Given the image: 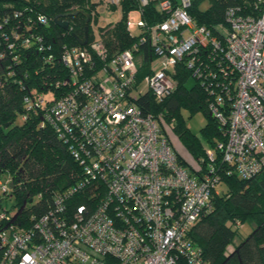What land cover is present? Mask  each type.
Masks as SVG:
<instances>
[{
	"label": "built area",
	"instance_id": "built-area-1",
	"mask_svg": "<svg viewBox=\"0 0 264 264\" xmlns=\"http://www.w3.org/2000/svg\"><path fill=\"white\" fill-rule=\"evenodd\" d=\"M136 1L124 21L130 36L138 29L130 47L109 51L101 37L65 45L68 76L55 87L67 90L55 96L30 88L24 96L25 110L41 113L80 171L46 212L30 216L29 227L0 208V264H207L188 234L211 208L220 169L245 179L263 170L264 0H252L246 14L227 8L215 33L195 24L191 0ZM150 2L162 21L143 18ZM106 3L119 7L120 0ZM37 21L48 23L42 15ZM22 43L46 48L40 35ZM178 68L208 92V110L221 125L222 141L205 150L196 171L179 162L163 114L139 105L145 93L158 103L169 97ZM10 185V177L0 179V202Z\"/></svg>",
	"mask_w": 264,
	"mask_h": 264
},
{
	"label": "trees",
	"instance_id": "trees-1",
	"mask_svg": "<svg viewBox=\"0 0 264 264\" xmlns=\"http://www.w3.org/2000/svg\"><path fill=\"white\" fill-rule=\"evenodd\" d=\"M205 1L208 6L201 10L199 6ZM251 2L191 0L189 13L196 25L215 33L218 25H225L227 8L241 7V13L246 14ZM98 4L94 0H0V179L10 177L12 181L6 195L13 198L7 209L13 211L11 223L14 225L29 227L30 216L46 212L52 196L73 185L79 177L80 169L66 145L42 122L40 112L25 110L23 98L30 88L50 90L55 96L67 90L64 86L55 87L57 81L68 76L60 61V51L65 45L80 46L76 37L84 38L85 17L80 13L65 18L68 21L66 29L57 25L54 17L83 10L91 21ZM119 8L122 16L114 27L99 28V35L109 51L127 49L137 38L126 32L124 23L127 13L138 8L137 1L120 0ZM40 15L48 19L46 25L37 21ZM143 18L154 23L162 21L164 15L156 13V3L150 2L143 7ZM90 21L88 44L94 38ZM30 35H40L46 48L41 50L37 44L25 46L22 40ZM141 48L147 61V44ZM48 55H52V60L45 63ZM190 80V72L178 68L175 90L169 97L158 103L145 93L139 105L145 113L161 112L163 122H174L173 129L182 145L196 164L203 167L206 162L204 148L199 138L185 126L181 109L187 108L191 113L201 111L206 116V125L200 131L211 145L222 141V131L220 123L208 110V92L195 80L189 86ZM174 150L179 162L188 165ZM188 166L194 170L193 164ZM225 170L220 169L222 176L218 184L224 186L223 191L218 193L216 187L213 189L211 208L192 226L188 234L190 240L207 264H264V168L250 179ZM246 221L252 224V230L229 249L237 234V224Z\"/></svg>",
	"mask_w": 264,
	"mask_h": 264
},
{
	"label": "rangeland",
	"instance_id": "rangeland-1",
	"mask_svg": "<svg viewBox=\"0 0 264 264\" xmlns=\"http://www.w3.org/2000/svg\"><path fill=\"white\" fill-rule=\"evenodd\" d=\"M94 1L96 2L98 1L99 4L93 12L94 16H92V20L90 21L91 22L90 26L93 32V37L97 38V37H101V35H99V28L102 27L106 29L107 26L110 28L114 27L113 24L120 20L122 13L119 7H115L114 10L112 9V7L110 8L106 3L107 0H94ZM207 6L208 4L205 1L201 3L199 8L201 10H205ZM132 16L134 17L135 20L138 19L137 14H132ZM102 33L103 32H101V34ZM132 33L134 36H136L138 34V29L135 27L134 29H132ZM192 82H194V79L191 78L188 85L190 86ZM181 114L183 116L185 126L190 130V132L193 135L199 138L204 148V151L213 150L214 146L207 141V138L200 131L201 128H203L206 125L207 122L206 116L201 111L191 113V111L188 110L187 108H182ZM163 126L173 147L180 154V156L186 161L188 165H192V164L195 165L197 161H195L194 157L185 149V147L181 143V139L179 138L177 132L173 129L174 122L164 121ZM223 187L224 186L222 185H217L216 191L218 193L222 192ZM12 203H13L12 197L10 198L8 196L4 197V194H2L3 207L10 208ZM237 226H238L237 234L235 235L233 244L229 247V249H231L233 245L238 244L252 230V224L247 221L240 223L239 225L237 224Z\"/></svg>",
	"mask_w": 264,
	"mask_h": 264
},
{
	"label": "water",
	"instance_id": "water-1",
	"mask_svg": "<svg viewBox=\"0 0 264 264\" xmlns=\"http://www.w3.org/2000/svg\"><path fill=\"white\" fill-rule=\"evenodd\" d=\"M80 13L83 14L85 17V20H84V33L85 34H84L83 39L76 37V40L80 46H85L87 44V41H88V25H89V21H90V17L86 12H84L83 10H74V11L56 16V17H54V20L56 21L57 25H59L63 29H66L68 26V21L65 18L75 16V15L80 14ZM10 187H12V185H10Z\"/></svg>",
	"mask_w": 264,
	"mask_h": 264
},
{
	"label": "crops",
	"instance_id": "crops-1",
	"mask_svg": "<svg viewBox=\"0 0 264 264\" xmlns=\"http://www.w3.org/2000/svg\"><path fill=\"white\" fill-rule=\"evenodd\" d=\"M175 149V148H174ZM178 153V152H177ZM179 154V153H178ZM180 155V154H179ZM184 166H186V167H189L188 165H186V164H183ZM194 170H192L190 167H189V169H191L192 171H196V170H200L202 167L200 166V165H197V164H195L194 166Z\"/></svg>",
	"mask_w": 264,
	"mask_h": 264
}]
</instances>
